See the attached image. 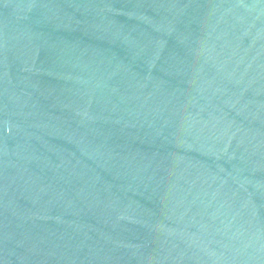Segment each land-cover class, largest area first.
Masks as SVG:
<instances>
[{"label":"water","instance_id":"water-1","mask_svg":"<svg viewBox=\"0 0 264 264\" xmlns=\"http://www.w3.org/2000/svg\"><path fill=\"white\" fill-rule=\"evenodd\" d=\"M0 264H264V0H0Z\"/></svg>","mask_w":264,"mask_h":264}]
</instances>
